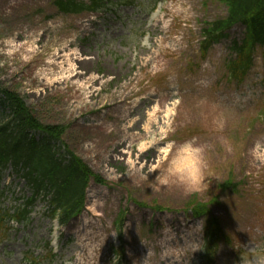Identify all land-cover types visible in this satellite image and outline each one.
<instances>
[{"label": "rangeland", "instance_id": "1", "mask_svg": "<svg viewBox=\"0 0 264 264\" xmlns=\"http://www.w3.org/2000/svg\"><path fill=\"white\" fill-rule=\"evenodd\" d=\"M56 1L0 0V90L16 92L43 125L63 127L66 147L105 184L91 181L84 212L66 226L52 221L43 197L28 222L5 223L0 264H207L205 220L193 216L194 203L210 205L220 220L211 264H264V48L238 83L226 62L235 58L243 26L200 51L205 23L228 15L220 0H111L109 8L79 15L59 12ZM76 59L89 60L85 75L65 83L61 67L84 69ZM92 78L98 82L90 98L81 88ZM48 79L56 83L50 87ZM122 85L137 95L121 111L109 109ZM169 96L151 129L149 115ZM1 98L0 122L10 116ZM132 126L128 136L118 133ZM106 127L115 133L106 135ZM133 135L134 151L116 147ZM171 141L205 149L200 190L158 184ZM1 189L5 212L32 195L11 167Z\"/></svg>", "mask_w": 264, "mask_h": 264}, {"label": "trees", "instance_id": "2", "mask_svg": "<svg viewBox=\"0 0 264 264\" xmlns=\"http://www.w3.org/2000/svg\"><path fill=\"white\" fill-rule=\"evenodd\" d=\"M220 1L228 7V15L206 25L201 51L206 54L214 44L227 37L226 32L233 26H246L243 41H234L231 49L236 57L226 63L229 79L242 82L253 66V51L257 47L264 48V0ZM124 2L130 4L129 1ZM55 6L63 14L79 15L109 8L111 0H57ZM0 93L3 103L10 110L7 120L0 122V182L2 171L11 166L33 192L31 199L25 200L13 215L0 209V229L10 218L18 223L27 221L31 207L39 196L46 200L49 198L52 217L59 212L61 223H68L83 210L90 181L94 179L100 184H105V181L66 147L63 127L43 125L16 92L1 90ZM36 134L42 138L38 140ZM225 185L230 186V182ZM3 196L0 189V199ZM193 207L197 215H210L205 205L193 204ZM207 224V232L215 235L214 241L217 242L219 220L208 219ZM216 245L214 242L213 248ZM210 250L213 249L210 247ZM211 256L209 252V261Z\"/></svg>", "mask_w": 264, "mask_h": 264}, {"label": "clouds", "instance_id": "3", "mask_svg": "<svg viewBox=\"0 0 264 264\" xmlns=\"http://www.w3.org/2000/svg\"><path fill=\"white\" fill-rule=\"evenodd\" d=\"M169 153L170 158L166 160L163 172L156 177L158 184L180 185L189 192L200 190L204 185L205 172L208 169L205 149L193 141L180 144L171 141Z\"/></svg>", "mask_w": 264, "mask_h": 264}, {"label": "bare ground", "instance_id": "4", "mask_svg": "<svg viewBox=\"0 0 264 264\" xmlns=\"http://www.w3.org/2000/svg\"><path fill=\"white\" fill-rule=\"evenodd\" d=\"M182 4H183V2H182ZM58 61L59 60H53V61H51L50 64H49V67H51L52 69H55V67H57L58 64H59ZM82 61H84V62H82ZM82 61L76 59V60H74V64H77V62H81V63H83L82 66H83L84 69H82L81 67H76L75 65L70 66L67 70H65L63 67H61V72H62L61 75H62L63 79H65V83L66 82L70 83L74 79H79L80 80V79H82L84 77L85 74H84L83 71L85 70V68H87V65H88L87 62L89 60H82ZM52 69L47 70L48 72L45 71L46 72L45 75L46 76H49L50 74H52ZM96 82H98V80L96 78H92L91 79V82L87 83L86 85L85 84L82 85L84 87H82L81 90L87 91L90 94V98L94 94L93 93L94 92L93 91V86L96 84ZM46 83H47L48 86L51 87L53 85V83H56V82L55 81H50L48 79V80H46ZM114 95H115V101H113L114 105H110L109 104L108 108L109 109H112L114 107V108H118V110L121 111V109L123 108V106H125L127 104L128 100L132 96L137 95V93L131 88V86L122 85L120 88H117L114 91ZM165 98L166 97H164V100H162V101L159 100L157 102L156 107L152 111V115H149V118H148V121H147V126L150 127L151 129H156L157 128V125L158 124L156 125V120L158 118L160 119L159 115L161 114V111L164 109L165 104H166V101L168 100V98H171V97L169 96L166 99ZM147 100H149V99H147ZM105 107L107 108V105ZM118 116L119 117H116L115 118L116 123L117 124L118 123H120V124L124 123V119H123V117H121L123 115L119 114ZM101 125H102L101 123H98V124L92 123L89 127H93V129H100V128H102ZM107 128L108 127L105 128L106 135L109 136V135L115 133V130H113V129H109L108 130ZM133 129H135L134 126H132V127H125V130L124 131H119L118 133H121V134L122 133H126V135L128 136L129 132L131 130H133ZM144 131L146 133L145 136H147V134L150 133L149 128H148V130H144ZM138 141H139V139H138L137 136H135V135L129 136V139H128V142L130 143L129 146H128V142L126 140V141H123V142L120 141L119 142V145L116 146V147L117 148L122 147V148H125V149L130 148V151L132 152V151H134V145H135V143L138 142ZM159 142L160 141H158L157 143H159ZM147 150L150 151L152 149L149 148ZM126 155H130V154L126 151V152H121V155L120 156H126ZM116 158L117 159H114V160L112 158V160L115 161V160H119L120 159L118 157H116Z\"/></svg>", "mask_w": 264, "mask_h": 264}]
</instances>
